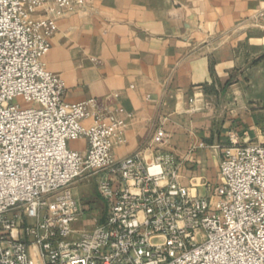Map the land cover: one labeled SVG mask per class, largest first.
Segmentation results:
<instances>
[{
    "label": "built area",
    "instance_id": "2783aa9c",
    "mask_svg": "<svg viewBox=\"0 0 264 264\" xmlns=\"http://www.w3.org/2000/svg\"><path fill=\"white\" fill-rule=\"evenodd\" d=\"M84 4L0 0V264H264V142L230 131L200 196L170 155L114 157L116 111L66 101L43 58L58 18ZM80 139L84 151L69 147ZM85 177L106 213L77 229L89 207L71 186Z\"/></svg>",
    "mask_w": 264,
    "mask_h": 264
},
{
    "label": "crops",
    "instance_id": "0c3cea01",
    "mask_svg": "<svg viewBox=\"0 0 264 264\" xmlns=\"http://www.w3.org/2000/svg\"><path fill=\"white\" fill-rule=\"evenodd\" d=\"M43 59L66 101L116 111L115 158L170 155L194 194L218 183L230 131L264 142V0H85L58 18ZM68 145L84 151L86 141ZM71 187L89 207L73 226L102 221L95 179Z\"/></svg>",
    "mask_w": 264,
    "mask_h": 264
},
{
    "label": "rangeland",
    "instance_id": "374dc122",
    "mask_svg": "<svg viewBox=\"0 0 264 264\" xmlns=\"http://www.w3.org/2000/svg\"><path fill=\"white\" fill-rule=\"evenodd\" d=\"M75 183V182H74ZM73 185V184H72ZM199 192L201 193V194H207V192L205 191V189H202V188H200L199 189ZM207 195H210V192L207 194ZM98 199H99V203H103V201L101 200V198L98 196ZM99 207V206H98Z\"/></svg>",
    "mask_w": 264,
    "mask_h": 264
}]
</instances>
